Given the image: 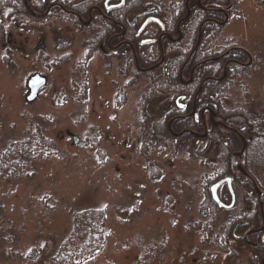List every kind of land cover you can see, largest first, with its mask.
<instances>
[{
    "label": "rangeland",
    "instance_id": "rangeland-1",
    "mask_svg": "<svg viewBox=\"0 0 264 264\" xmlns=\"http://www.w3.org/2000/svg\"><path fill=\"white\" fill-rule=\"evenodd\" d=\"M162 1L167 4L169 0ZM261 2L235 0L234 16L219 35L220 40L231 39L258 55L246 82L227 88L226 106L256 115L264 114ZM31 22L15 17L4 25L5 36H11L14 44V68L4 67L0 43V147L38 127L55 143L56 151L35 159L30 176L0 181V264H51L72 228L70 212L99 208L106 213L105 245L83 264H226L214 247L204 249L198 235L185 230L186 222L199 219L201 180L210 171L184 152L155 147L150 158L161 176L153 180L138 153L135 101L145 81L127 85L126 78H108L98 61L83 78L77 68L84 55L83 35L66 38L73 41L65 52L71 58L56 63L59 56L53 51L52 35L64 26ZM41 38L44 49L38 51L35 47ZM34 74L45 78L46 84L37 99L27 103L26 84ZM114 86L126 94L119 110L115 109ZM73 137L78 140L76 146ZM210 142L209 148H203L202 160L216 162L219 151ZM253 144L242 163L264 193V142ZM234 190L240 205L248 204L242 187ZM31 249L37 257L28 262L25 257ZM248 255V251L240 255L243 264L250 260Z\"/></svg>",
    "mask_w": 264,
    "mask_h": 264
},
{
    "label": "flooded vegetation",
    "instance_id": "flooded-vegetation-1",
    "mask_svg": "<svg viewBox=\"0 0 264 264\" xmlns=\"http://www.w3.org/2000/svg\"><path fill=\"white\" fill-rule=\"evenodd\" d=\"M234 3L235 0H169L167 4L162 0H0V43L4 56L6 53L12 56L11 46L14 44L11 36H5L6 20L24 17L31 23L48 27L52 26L50 22L53 21L64 26L56 28L52 35L53 51L59 56L55 58L56 63H66L71 58L65 52L69 51L73 41L66 38L74 34L83 35L81 42L84 55L82 60L77 61V68L83 66V78L93 62L98 61L106 77L126 78L129 82L127 85L138 80L145 81L143 89L149 91L163 81L166 89L151 97L149 107L153 108L159 119L161 116L159 121L165 122L171 137L178 140L182 138L185 142L193 141L194 149L191 151L198 154L194 160L204 158L199 155H202L203 148L210 147V141L213 140H207L210 134L217 133L222 141L226 140V136L235 135L240 141V149L230 155L229 161L246 145L243 154L234 159L249 177L240 175L230 162L236 175L226 177L232 180L234 208H216L220 217L225 213L239 214L241 203L234 189L238 187L235 185L236 180L241 176L251 186L243 188L248 195V204H243L242 213L250 216L253 212L250 201L253 192L258 200L261 224L254 226L246 218L241 219L242 215L236 216L237 220L232 218L228 251L221 255L232 257L233 254L241 262L240 255L248 251L247 259L250 260L246 264L251 263L252 256L256 261L259 256L261 264L264 257V231H258L264 226V193L242 163L255 140L250 136L244 137L233 126V122L239 120L232 113L243 108L226 107L229 105L227 88L235 82H246L248 71L258 61V55L246 47L228 38L219 39L222 30L234 16ZM40 42L42 46L38 47ZM37 44L36 50L43 51L44 39L41 38ZM173 84L175 89H172ZM125 96L123 88L114 86L116 110L125 103ZM248 125L251 123L247 124V130L250 127ZM214 142L219 151L218 143ZM253 183L263 195L262 207ZM226 189L222 185L217 195L219 201L229 205L231 198ZM220 239L221 235L217 237V242Z\"/></svg>",
    "mask_w": 264,
    "mask_h": 264
},
{
    "label": "trees",
    "instance_id": "trees-1",
    "mask_svg": "<svg viewBox=\"0 0 264 264\" xmlns=\"http://www.w3.org/2000/svg\"><path fill=\"white\" fill-rule=\"evenodd\" d=\"M148 1V0H141ZM152 1V0H150ZM2 63L7 69L14 68L13 58L10 54L6 53L3 56ZM79 71L83 72V66H78ZM177 70V69H176ZM172 74V73H171ZM156 87L145 88L140 92L139 101H137L139 120L138 122V140L140 143L139 152L142 156L146 169L149 172L150 178L155 180L161 176L159 170L154 167L151 161V151L155 147H159L163 150L176 153H186L189 160H194L198 154H193L191 150L194 149L193 141L185 142L182 138L179 140L171 137L166 129L165 122H161V116L154 113L153 108L149 107V101L152 96H156L158 91L165 90L164 82H158ZM175 84L173 88L175 89ZM171 89V88H170ZM171 89V90H172ZM245 95L248 96L246 89ZM81 92H85L84 86H82ZM85 96V94H83ZM124 101V95L122 96ZM232 115L239 122H233L234 128L239 131L244 137H252L254 143L264 142V114L258 115L252 113L248 109H237ZM250 126L247 130V124ZM212 138L218 143L219 157L216 162H205L200 160V165L204 167L208 174H204L201 185V201L198 206L199 219H191L185 226L186 231H191L198 235L200 244L204 249L214 247L220 254H225L228 251V243L230 241V227L231 219L237 220L236 216L242 215L241 219L246 218L252 225L261 224V218L258 214V200L255 199V195L252 192L250 200L252 203L253 212L250 216L243 214V206L239 214L225 213L222 218L212 203L209 195L208 188L211 184L222 180L226 176L234 177L235 171L230 165V155L240 149V141L235 135L226 136V140L222 141L217 133L210 134L207 140ZM182 140V141H181ZM185 145V146H184ZM206 149V148H204ZM204 149L203 157H204ZM56 151L55 143L43 136L38 127H33L32 132L28 136L19 140H10L0 147V181L9 180L15 181L20 177L30 176L32 164L38 157H47L53 155ZM202 156V155H199ZM257 182V178H252ZM242 184L239 185V182ZM258 183V182H257ZM236 186L247 188L250 184L245 182L240 176L236 180ZM106 213L104 209H90L82 212L72 211L70 217L72 220V228H70L69 234L62 241L57 253L51 257V264H83L103 250L105 245V225H106ZM221 235L220 241L217 242V237ZM253 251V250H252ZM255 252V251H253ZM224 263L226 264H241L237 256L232 254V257L224 255ZM37 257V253L34 249L28 251L26 259L28 262L34 261ZM213 260V259H212ZM260 257L254 259L250 264H260ZM206 264V263H205Z\"/></svg>",
    "mask_w": 264,
    "mask_h": 264
},
{
    "label": "water",
    "instance_id": "water-1",
    "mask_svg": "<svg viewBox=\"0 0 264 264\" xmlns=\"http://www.w3.org/2000/svg\"><path fill=\"white\" fill-rule=\"evenodd\" d=\"M263 5H264V0H262L261 2ZM42 42H40V44H37L38 47H41ZM45 84V80L43 77H41L40 75L38 74H34L30 77V79L28 80L27 82V90L29 91V96H27V103H32L33 101L36 100L38 94L41 92V90L43 89V85ZM73 143L76 144L78 143V140L77 138L73 137ZM246 145H243V149L240 153L238 154H235L233 156H231V159H230V162H231V165L234 167V169L240 174L242 175L243 177L247 178L249 177L247 172L242 169L243 167H241V165H239L236 161H235V157L236 156H241L245 150ZM222 185H225L226 186V190H228L229 194H230V203L229 205H225L224 203H222L221 201H219V197L217 195V191ZM253 186L255 189V191L259 194L260 196V207H262V202H263V195L261 193H259L258 189H256V185L253 183ZM209 194H210V199L212 201V203L218 208V209H222V210H230L232 208H234V204H235V195H234V192L232 190V180L230 177H225L223 178L222 180H219L218 182L214 183L213 185H211L209 187ZM234 231L235 229H233V234H234ZM264 231V226L259 229L258 232H262ZM247 238V237H246ZM262 239H264V237H262ZM256 247H260V246H256ZM262 263L261 264H264V257L263 259L261 260Z\"/></svg>",
    "mask_w": 264,
    "mask_h": 264
}]
</instances>
